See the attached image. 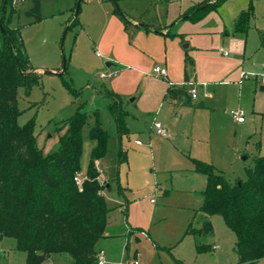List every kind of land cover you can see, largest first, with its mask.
<instances>
[{"label":"rangeland","instance_id":"obj_1","mask_svg":"<svg viewBox=\"0 0 264 264\" xmlns=\"http://www.w3.org/2000/svg\"><path fill=\"white\" fill-rule=\"evenodd\" d=\"M79 1L41 0L43 21L39 23L25 15L33 7L32 0H16L12 5L11 27L22 28L31 63L35 69H41L38 73L40 84L29 95H26L25 88L19 89V109L22 112L19 125L24 126L34 120L37 145L45 155H49L59 149V139L63 134L58 131L59 124L78 110L88 112L90 124L83 131L82 160V168L86 171L93 147L89 129L96 124L93 113L99 112L102 127L110 136L108 155L99 163V169L111 185V189L106 191L107 205L111 209L107 231L116 236L105 238L97 244V248L105 249L106 264H134L137 259L141 264H179L178 261L183 264H239L235 252L236 235L227 228L221 216L210 218L213 235L198 237L200 243L210 247L206 252L199 254L194 237L185 234L195 216L194 227L199 229L201 226L202 214L198 211L204 204L202 192L206 188V178L195 172L193 160L215 166L228 181L233 182L245 180L246 170L255 166L258 157L264 156V91L260 78L264 72V1L255 0L254 3L258 11L246 39L245 63L243 57L236 58L232 53L229 57L219 54L220 48L228 47V42L224 45L212 38L193 34L210 27L221 29L219 32L223 28L232 30L247 0H230L218 13H211L205 22L191 24L181 21L178 27H174L186 33L188 43L185 45H191L188 41L191 40L192 47L196 43L205 46L202 48L207 52L197 56L195 51L186 50L184 44H179L187 73L191 75L190 62L197 59L198 81L208 82L209 85L207 88L197 87L199 98L193 101L194 108H173L175 113L180 114L168 127L169 136L166 138L149 132L150 121L140 123L129 119L131 133L122 141V149L128 153L127 162L119 167V138L108 109L111 99L105 95V90H111L112 82L121 75L117 74L113 79H100V74L108 72L110 68L106 66L108 59L99 44L106 31L104 7L112 12L115 4H101L102 0L81 1L79 23L66 34L69 24L77 15ZM117 1L118 8L126 16H132L145 25L150 23L158 29L163 24L172 25L182 13L180 19L183 20V16L189 14L190 8L197 4L214 2ZM3 2L0 0V13ZM256 24L263 26V29H259L260 33ZM131 33H137L135 27H132ZM241 36L235 39L243 40ZM75 38L77 40L73 45ZM241 38L245 39L244 36ZM98 53L102 54L101 58L97 57ZM163 57V51L156 56L157 60ZM169 57L173 58V51ZM64 58L67 60V72L59 76L63 71ZM247 64L260 66L261 70L257 71ZM227 69L236 72V75L227 79L229 83L226 85L223 83L225 79L215 76L213 71L221 73ZM47 71L55 74H46ZM258 76L259 81L256 80ZM64 81L71 82L80 95L68 92ZM132 81L123 80V90L128 94L134 92L132 97L124 96L123 106H130L128 104L136 97L138 88L142 91L143 85H139L141 83L137 79ZM97 91L102 94L98 95ZM205 93L211 94V97L205 98ZM201 103L206 107L202 108ZM164 105L166 109L172 107L170 101ZM236 110L244 112V125L237 124L233 119L232 112ZM171 115L166 116L168 121H171ZM138 141L142 143L141 146L136 145ZM120 186L124 194L119 192ZM130 228L139 229L129 233L132 237L131 248L127 251L125 244ZM136 236L139 238L136 239ZM215 245L217 249L212 250ZM72 262L70 256L61 255L55 256L48 264ZM0 264H26V254L16 249L14 239H0ZM258 264H264V259Z\"/></svg>","mask_w":264,"mask_h":264},{"label":"trees","instance_id":"obj_2","mask_svg":"<svg viewBox=\"0 0 264 264\" xmlns=\"http://www.w3.org/2000/svg\"><path fill=\"white\" fill-rule=\"evenodd\" d=\"M15 1L8 0L5 7L3 2L0 13V239H14L16 249L26 254V264H43L51 257L61 255L70 256L73 264H99L97 244L106 237L111 209L105 193L111 185L108 180H100L97 163L108 155L110 136L102 127L99 112H95L96 124L89 129L93 147L85 171L82 168L83 131L90 124L88 112L78 110L59 124L58 131L63 132L59 149L49 155L37 145L34 120L19 125L22 115L19 89L25 88L26 95H29L41 79L27 53L22 28L11 27L10 10ZM32 1L33 7L25 15L39 23L43 21L41 0ZM104 1L115 4V12L128 29L129 23L125 13L118 8V1ZM227 1L197 4L182 19L198 23L211 13L219 12ZM80 14L79 8L68 32L79 23ZM253 17L251 0L247 10L242 11L235 22L234 33L246 35ZM188 61L187 58V64ZM190 63L193 66V61ZM67 68L68 65L66 72ZM187 82L169 88L168 99L178 106H192ZM64 86L73 95H80L71 82L64 81ZM105 95L111 99L108 109L119 138V167L127 162L128 157L122 149V141L130 134L126 122L129 115L119 95L110 90H105ZM193 163L195 172L203 174L207 182L202 192L204 204L198 211L202 214L201 226L199 229L194 227L195 216L185 234L194 237L197 252L209 250L210 247L200 243L198 237L214 234L210 218L219 215L236 235L238 263L258 264L263 261L264 156L258 157L255 166L246 170L245 180L233 182L215 166L199 160H193ZM119 192L124 194L121 186Z\"/></svg>","mask_w":264,"mask_h":264},{"label":"crops","instance_id":"obj_3","mask_svg":"<svg viewBox=\"0 0 264 264\" xmlns=\"http://www.w3.org/2000/svg\"><path fill=\"white\" fill-rule=\"evenodd\" d=\"M21 1L23 2L24 0H21ZM203 1L204 0H202L200 2H203ZM229 1H227V2H229ZM250 1L251 0L246 1L245 6L243 8H241V11L239 12V16H240L242 11L247 10V7H248ZM261 1H264V0H261ZM200 2H198V3H200ZM252 2H253V9H254V17L250 22L251 26H250L249 31L251 30L252 25H253L252 23L255 20L256 10L258 11L257 7L254 6L255 0H252ZM110 3L111 2H107L104 0L101 1V4H108L109 5ZM112 12H111V9H109L108 7H104V13H105V19H106V31H105V35L100 39L99 44H100V47H102L104 49L106 57H107L106 59H108V62H106V66L108 68H110V70L108 72H115L116 75L120 74L121 78L119 77L118 78L119 80L117 79V81L112 82L111 90L110 89H107V90L113 91L114 93L119 95L122 98L123 104H124V99H123L124 96L132 97L134 92L132 94L131 93L128 94L126 91L123 90V87H122V86H124L123 80H128L130 82H133L132 80L137 79L138 82L141 83L139 85H143L142 91L140 92V90L138 88V91L136 92V97L133 98L134 100L132 102H129V104H128L131 107L124 105L126 111L128 112V115H129L126 122H128L129 119H131L132 121L140 122V123L141 122L147 123L148 121H150L151 125H150L149 132H155L153 125H154L155 121H158L163 125L164 128L167 129L168 136H169L168 127L173 125L172 123H174L176 121V119L178 118V116L180 114V113L179 114L175 113L176 111L173 108L188 107V106H181V105L178 106L175 104V102H171L168 99L169 88L171 86H180L181 84L185 83L186 81L197 84V87H202V88L203 87L207 88L209 85L208 82L198 81L200 75L197 72L198 71L197 70V59H196V61L195 60L193 61V66H192V69L190 70L191 75L186 73L185 57L183 55L181 48L179 47V44L182 45L184 43H188L185 39V36H187V35H185L186 33L183 32L181 30V28H179V30L174 29V27L175 28L178 27L177 25L181 21H186V20L180 19L184 13L180 14L178 16V19L176 21H174L172 25L163 24V25L159 26L160 29L153 27L154 25H152L150 23L145 25V24L141 23L138 19L133 18L132 16H126V19L129 23V27H128V29H126L124 24H123V21L117 15L115 10ZM214 13H216V12H214ZM208 18L209 17L205 18V20H202L201 22H205L206 20H208ZM171 21H173V20H171ZM187 22H189V21H187ZM189 23H191V22H189ZM198 23H200V22H198ZM194 24H197V23H194ZM256 25H257L256 29L258 31H259V29H261L263 27V26H261V24H256ZM132 27L136 28V32H137L136 34L131 33ZM234 28H235V23H234L233 29L230 31H228L227 28L226 29L223 28L222 29L223 31L219 32L221 29L210 27V28H208V30L204 29V30H201L200 32H194L196 34H193V35L201 36L204 38H206V37L212 38L213 41L214 40L217 42L219 41L220 44L222 43L224 45L226 44V42H228V47L226 49L224 47L220 48L219 54L223 57H229L230 53H232V55L235 56L236 58H242L243 57V61L245 63V61H246L245 59L247 57L246 56V52H247V40L246 39H247V36L249 34V31L246 35H242L245 37V39H244V38H241L242 37L241 35L234 33ZM108 33H109V38H108ZM259 33H260V31H259ZM171 35H175V36H171ZM237 36H241L240 39L245 40V43L243 40L235 39V37L239 38ZM104 37H106L105 40H104ZM76 40L77 39L75 38V40L73 41V43H74L73 45H75ZM202 40H205V39H202ZM188 41L191 42V45H185L184 44L185 45L184 47L189 46V48L187 47L188 48L187 50L195 51V55L198 56V55H201V54L207 52L202 48V47H205L203 44H200V46H199L198 43H196L194 45L195 47H192V41L191 40H188ZM199 43H201V42L199 41ZM221 50H224L225 52L227 51L228 54L225 56L223 53H221ZM162 51H163V55H164L163 59L157 60L156 56H159ZM171 51H173V58L169 57V53ZM158 66L163 67V68L165 67L167 69V74H168L167 79L163 80V79L157 77L153 73V69L155 67H158ZM245 66H246V64H245ZM247 66L250 68H253V69H257V71L261 70L260 66L251 65V64H247ZM35 70L37 73L41 72V69H35ZM213 73H215V76H218L219 78L225 79V81L223 83L226 85H227V83H229V81H226V80L230 79V77L236 75V72L229 71L228 69L222 71L221 73L217 72V71H213ZM218 73H220V74H218ZM133 77H134V79H133ZM186 78L188 80H186ZM258 78H259V76L256 78V80ZM259 79H258V81H259ZM138 87H140V86H138ZM262 90L264 91V86H262ZM97 93H98V95L102 94L101 92H98V91H97ZM205 95H209L208 98L211 97V94H209V93H205ZM205 95H204V97H205ZM198 98H199V94H198ZM196 100L191 99L192 106H190V107H192V108L195 107V105L193 104V101H196ZM166 101H170V104L172 105V107H169L168 109H166L165 105H164ZM201 104H202L201 105L202 108L206 107L205 104H203V103H201ZM167 115L172 116L170 119L171 121H168L166 119ZM151 118H152V120H151ZM244 123H246V121ZM244 123L243 124L237 123V124L244 125ZM128 128H129V132L131 133L130 122H128ZM129 136H130V134H129ZM129 136H127V137H129ZM138 142H136V145L141 146L142 143L140 142V144H138ZM99 163H98V169H99ZM99 170L101 172L100 180L101 181L107 180L105 174H102L101 169H99ZM206 185H207V182H206ZM105 197H106V193H105ZM152 203H154V201H152ZM108 220H109V218H108ZM107 227H108V225H107ZM137 229H139V228H137ZM137 229L130 228L129 229L130 232H128V234L129 233L131 234L132 230H137ZM140 230L142 233H146L142 229H140ZM105 232H106L105 238H107V239H111V238L116 237L115 235L110 234L107 231V228H106ZM130 234H129L128 240L125 244L127 251L130 250V248H131L130 245H131V238L132 237H130ZM185 236H187V235H185ZM137 237L138 236H136V239H137ZM139 240L140 239H138V241ZM214 247H216V249H217L216 245ZM213 248H212V250H213ZM98 251H100V252L103 251L105 253L104 248H101V249L98 248ZM106 256H107V254L105 253V261H106ZM53 258L54 257H51L49 260H47L43 264H48L50 262V260Z\"/></svg>","mask_w":264,"mask_h":264},{"label":"built area","instance_id":"obj_4","mask_svg":"<svg viewBox=\"0 0 264 264\" xmlns=\"http://www.w3.org/2000/svg\"><path fill=\"white\" fill-rule=\"evenodd\" d=\"M221 53H223L225 56L228 54V52L224 51V50H221ZM97 57H101V55L98 53L97 54ZM153 73L161 78V79H167L168 78V74H167V69L164 67H155L153 69ZM117 77L116 73L115 72H106V73H101L100 74V79H113ZM243 77L246 79L247 76L246 75H243ZM260 78L262 79L263 81V86H264V73H262L260 75ZM183 85V84H181ZM186 87L189 89V95L191 97L192 100H196L198 98V89H197V84H194L192 82H187L186 83ZM205 97H209V95H205ZM232 117L233 119H235V121L239 124H243L246 119H245V116H244V112L242 111H239V110H236V111H233L232 112ZM153 128L156 132V134L158 136H161L163 138H166L168 133H167V129L163 127V125L158 122V121H155L154 122V125H153ZM138 144H140V142H138ZM97 168H98V163H97ZM216 247L213 248V250H215ZM98 263L99 264H106L105 263V253L103 251H101L98 255ZM134 264H141L138 259L134 261Z\"/></svg>","mask_w":264,"mask_h":264},{"label":"water","instance_id":"obj_5","mask_svg":"<svg viewBox=\"0 0 264 264\" xmlns=\"http://www.w3.org/2000/svg\"><path fill=\"white\" fill-rule=\"evenodd\" d=\"M7 1L8 0H4V7H5V5L7 4ZM81 1L82 0H80L79 1V4H78V7H77V15H78V10H79V8H80V4H81ZM4 9V8H3ZM201 9V8H200ZM68 33V29H67V31H66V34ZM66 34H65V36H66ZM64 36V37H65ZM189 48V46H186V47H184L186 50ZM66 66H67V60H65V58H64V61H63V71L60 73V74H58L59 76H62L65 72H66ZM46 74H50V75H52V74H55V73H53V72H51V71H47V72H45ZM134 100V99H133ZM133 100H131V102L133 101Z\"/></svg>","mask_w":264,"mask_h":264}]
</instances>
